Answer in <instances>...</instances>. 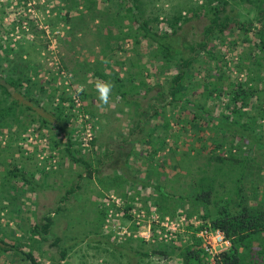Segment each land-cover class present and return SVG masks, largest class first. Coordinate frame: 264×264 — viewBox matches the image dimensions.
<instances>
[{
  "label": "rangeland",
  "instance_id": "obj_1",
  "mask_svg": "<svg viewBox=\"0 0 264 264\" xmlns=\"http://www.w3.org/2000/svg\"><path fill=\"white\" fill-rule=\"evenodd\" d=\"M1 1L5 4L4 0ZM23 1L25 3L21 4ZM63 1L65 0H10L4 8L0 4V20L8 22V32H5L7 38L3 36L13 50L17 51V55L39 62L40 74L44 77L53 74L58 86L57 92L62 89L65 92L63 95L70 96L69 99L53 100L62 106L64 114L70 120V148L74 154L82 156L97 169L90 176L85 175L84 166L68 158L63 139L56 129L40 124L39 116L51 117L50 105H54L48 102L45 104V100H41L39 103L44 105V108L36 106L34 110H29L30 115H23L24 119L32 118L24 129L7 133L4 127L0 128V145L3 146L0 148L1 157L7 155L22 163L33 178L37 179L32 190H17V181L11 183L14 188H7L6 184L0 185L3 194L8 196L12 193L16 196L14 199L10 198L12 204H7L6 208L0 210V214H5L7 207H14L19 209V213L13 212L12 216L23 218L20 225H16L18 221L11 215L8 220L2 217V221L6 220L2 227L6 231L12 229L14 235H18L26 228L27 218L40 221L43 215L51 216L52 223L46 238L33 244L38 264H180L175 255L164 256L158 255L156 251L152 252L149 246L154 244L150 241L139 242L137 236L145 228L138 229L131 221L124 203L126 200L130 201L133 208H142L146 214L149 213L154 209L151 197L156 194L148 181V175L160 178L161 180L156 179V182L161 181L164 190L178 191L176 186H184V180L186 181L188 176H182L183 170L174 164L185 154L180 164L185 161L189 168L188 174L194 173L197 166H201L205 161L206 152L193 154L198 142L191 129L178 128L180 123H176V114L171 110L172 130H175L178 136L175 150L165 146L153 152L155 143L153 144L151 139L147 144L132 142L133 146L129 148L131 153L129 152L124 161L121 160L123 154H110L112 150L117 151L122 143L127 146L130 139L134 140L142 135L140 128L127 132L128 118L135 102L139 107L145 108L148 102L155 99L156 92L164 88L166 76L176 68L171 66L167 69L163 66L160 56L152 57V51L157 49L148 44L147 38H141L136 44L132 43L130 34L115 40L114 35L106 31L108 25L99 26L98 17L89 19L86 14L79 17L73 15L75 13L71 9L72 22H65L63 11H57L58 4ZM205 1L140 0L141 13L143 17L153 18L151 24L159 31L168 29L167 22L172 15H189L192 11L196 12L199 6L197 11H200V14L180 22L178 30L186 41H193L201 37L202 26L207 21L203 13L208 5L202 6ZM216 3H223L226 9L232 7L243 19L250 17L252 13L249 2L211 0V4ZM104 4L98 0L96 7L101 9ZM12 18L15 23L13 28L9 25ZM233 35H238L236 30ZM210 42L215 44L214 50L219 53L223 51L224 45H220L217 40L213 38ZM199 53V58L193 61L189 68L191 77L195 79L202 78L206 73L213 74L217 68L215 59L208 57L203 51ZM0 64L4 65V60H0ZM229 64L232 62L229 61ZM94 69L104 76H94ZM226 72L228 75L234 74L232 71ZM115 76L123 79V85H120L119 89L126 90V96L136 99L134 102L128 101L126 104L121 93L113 88L109 104H102L96 91V83L110 81L116 87L118 84ZM211 77V80H214V77ZM235 78L238 79L236 76ZM222 82L225 83L226 80ZM132 84H136V87ZM197 88H201L199 83ZM207 100L209 102L207 101L206 108H211L213 113L221 110L220 102L210 97ZM85 117L88 119L81 129L80 122ZM179 117L185 118L186 114L181 112ZM147 124L146 121L141 123L143 130H146ZM203 131L207 134L210 130L206 127ZM91 136L96 138L93 144L88 141ZM153 136L155 140L159 139V134ZM172 137L167 139L166 145L169 144V147L172 145ZM122 138L127 139L120 142ZM206 150L207 148H204L201 151ZM255 151L252 152L255 154V160L261 163V168L254 169L251 173L244 172L243 187L250 190L249 180H256L255 183L259 184L254 190L257 196L264 186V163ZM190 154L193 158L187 157ZM118 160L124 165L122 170L117 167ZM113 174L120 175L115 179ZM2 177L3 171L0 167V179ZM150 181L153 183L155 179L151 177ZM142 182L147 185L141 187ZM70 187L72 190L61 199L65 190ZM110 194L116 196L119 201H115ZM6 201L8 200L4 197L0 202ZM182 209L183 206L177 204L176 210ZM176 217L178 216L170 218ZM56 235L59 240L55 244L53 238ZM27 237L28 234L25 239ZM22 248L26 249L25 246ZM62 248H65V253L60 257ZM253 258H256V255ZM208 259L212 260L209 256ZM0 264H28V261L18 254L0 250ZM253 264H256V261Z\"/></svg>",
  "mask_w": 264,
  "mask_h": 264
},
{
  "label": "trees",
  "instance_id": "obj_2",
  "mask_svg": "<svg viewBox=\"0 0 264 264\" xmlns=\"http://www.w3.org/2000/svg\"><path fill=\"white\" fill-rule=\"evenodd\" d=\"M9 1L4 0L5 4L2 1L0 4L4 8ZM97 1L65 0L58 4L57 11H63L64 21L69 24L72 22L71 9L74 10L73 15L79 17L83 14L89 19L98 17L99 26L108 25L106 31L114 35L115 40L130 34L132 43L136 44L141 38H147L148 44L157 49L152 51V57L160 56L163 66L167 69L171 66L176 68L166 76L164 88L156 92L154 98L157 100L148 102L145 108L139 107L135 102L128 118L127 132L140 128L142 135L134 140L130 139L127 146L122 143L117 151L112 150L110 154L112 156L117 153L123 154L121 160L124 161L129 155V148L133 146L132 142L147 144L151 139L152 143H155L152 147L153 152L165 146L175 150L178 136L175 130H172L170 122V118L173 117L170 111L173 110L172 112L176 114V123H180L177 127L183 130L191 129L198 142L193 154L206 152L205 161L201 166H197L194 173L188 174L186 162L180 164L186 155L179 158L174 166L183 170L182 176L188 178L184 180V186H176L178 191L164 190L162 182H156V179L160 178L148 175V181L156 194L155 197H151V204L160 217L193 214L201 223L221 229L230 241L229 246L219 250L210 261L207 253L200 247L193 228L186 225L183 231L177 232L178 242L156 239L151 242L154 246H149L151 251H156L158 255H175L179 258L180 264H253L254 261L256 264H263L264 186L256 196L254 190L259 187V184L255 183L256 180H249L250 190H245L243 184L244 172L251 173L254 169L261 168V163L255 160L253 153L255 150L264 163V0H239L249 2L252 9L250 17L246 19L240 18L232 7L226 9L223 3L211 4V0H206L202 6L208 5L205 9L206 14L203 13L207 21L202 26L201 37L193 41H186L178 30L180 22L200 14V11H197L199 6L196 12L192 11L189 15L180 13L172 15L167 22L168 29L158 31L151 24L153 18L142 16L140 0H101L105 3L101 9L96 7ZM24 3L25 1L21 2ZM13 20L14 18L9 22L11 28L15 24ZM7 23L0 20V60L5 62L4 65L0 64V128L4 127L7 133L22 130L32 119H24L26 113L30 115L29 110H34L36 106L45 107L39 103L41 100H45V104L47 102L54 104L55 106L50 105L51 117L39 116L40 124L56 129L57 134L63 139L68 158L82 164L85 175L90 176L97 167L72 152L70 120L64 114L62 106L53 102L69 99L70 96L63 95L65 92L62 89L57 92L58 86L52 73L47 77L40 74L41 66L38 61L25 59L16 54L17 51L13 50L5 39V36L7 38L5 32H8ZM235 30L237 36L233 35ZM213 38L220 45H224L221 54L214 50L215 44L210 42ZM200 51L215 59L217 68L213 74L206 73L202 78L195 79L191 77L189 68L193 61L199 58ZM229 61L232 64H229ZM226 71H232L234 74L228 75ZM92 74L104 76L96 69L92 70ZM211 76L214 80H211ZM115 80L118 86L114 87V90L121 93L124 102L126 104L128 101L134 102L136 99L128 98L126 90L119 89L120 85H123V79L115 76ZM222 80L226 82L223 83ZM198 83L200 89L197 88ZM132 86L135 88L136 84ZM209 97L221 103L219 112L213 113L211 108L205 107ZM181 112L186 114L187 118H180ZM87 119L85 117L81 120V129ZM144 121L148 123L146 130L141 126ZM206 127L210 130L207 134L203 131ZM154 134H159L158 140H155ZM169 136H173L170 147L169 144L166 145ZM95 139V136H91L88 141L93 144ZM126 139L122 138L120 142H125ZM2 147L0 145V148ZM204 148L207 150L201 151ZM1 156L0 153V167L3 171L0 185L6 184L7 188H14L11 183L17 181V190L34 189L37 179L33 178L23 164L14 161L10 156ZM187 157L193 158V155ZM118 163L117 167L122 170L123 163L119 160ZM147 171L150 172L149 169ZM118 175L120 174L112 176L118 179ZM151 177L155 182L150 181ZM130 178L132 180V177ZM146 185L145 182L140 183L141 187ZM2 189L0 187V201L4 197L8 201L0 202V210L6 208L7 204H12L10 198L16 197L12 193L6 196L1 192ZM71 190L72 187L66 189L61 199ZM177 204L183 206V209L177 211ZM132 207L131 202L126 200L125 210ZM13 212L19 213V209L7 207L5 214H0V250L18 254L23 260L28 261V264H38L33 244L46 238L52 218L48 215H43L40 221L27 218L26 228L18 235H14L12 229L6 231L2 227L6 224L2 217L8 220ZM14 219L18 221L16 225H20L23 220L21 216ZM137 237L139 242L147 241L140 236ZM58 240L59 236L56 235L53 242L56 244ZM64 253L65 248H62L60 257ZM254 255L256 258H253Z\"/></svg>",
  "mask_w": 264,
  "mask_h": 264
},
{
  "label": "built area",
  "instance_id": "obj_3",
  "mask_svg": "<svg viewBox=\"0 0 264 264\" xmlns=\"http://www.w3.org/2000/svg\"><path fill=\"white\" fill-rule=\"evenodd\" d=\"M110 195L115 201H119L116 196ZM126 213L138 229L140 227L145 228L138 236L150 242L156 239L175 242L177 232L182 231L187 225L193 228V233L198 238L200 247L211 259L219 250L227 248L230 244L229 238L224 235L221 229L207 223H201L194 215H179L176 218H170L168 215L160 217L154 209L146 214L142 208L133 207L128 208ZM123 230L129 233L125 228Z\"/></svg>",
  "mask_w": 264,
  "mask_h": 264
},
{
  "label": "clouds",
  "instance_id": "obj_4",
  "mask_svg": "<svg viewBox=\"0 0 264 264\" xmlns=\"http://www.w3.org/2000/svg\"><path fill=\"white\" fill-rule=\"evenodd\" d=\"M113 88L114 84L110 81H98L96 83V91L99 94V99L102 104H109Z\"/></svg>",
  "mask_w": 264,
  "mask_h": 264
}]
</instances>
